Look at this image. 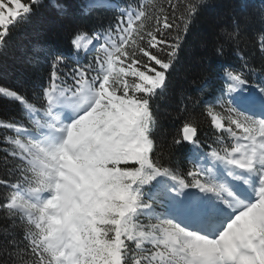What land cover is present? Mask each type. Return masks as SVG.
<instances>
[{
	"label": "snow or ice",
	"instance_id": "obj_1",
	"mask_svg": "<svg viewBox=\"0 0 264 264\" xmlns=\"http://www.w3.org/2000/svg\"><path fill=\"white\" fill-rule=\"evenodd\" d=\"M45 6L0 0V56ZM206 6L135 0L114 23L69 21L45 77L0 84L16 108L0 117V264H264V0H238L214 28L202 60L220 71L189 81L197 95L185 92L167 153L155 135L156 102Z\"/></svg>",
	"mask_w": 264,
	"mask_h": 264
},
{
	"label": "trees",
	"instance_id": "obj_2",
	"mask_svg": "<svg viewBox=\"0 0 264 264\" xmlns=\"http://www.w3.org/2000/svg\"><path fill=\"white\" fill-rule=\"evenodd\" d=\"M44 2L46 6L40 11L36 23L27 30L16 32L8 52L0 56V84L30 87L32 82L45 77L48 70L47 53L50 50L68 51L69 21L84 27L99 23L107 25L115 22L119 8L135 6V0H108L96 3L95 6L88 0H59L60 3L69 5L70 14L68 18H59L52 7L57 0ZM86 3L89 4L90 14L83 9ZM237 3L238 0H207V6L179 53L169 75L168 90L155 105L159 120L155 135L165 153L173 138L181 136L184 122L181 107L185 92L197 95L189 81L202 71L211 72L213 76L220 71V62L202 58L208 55L206 44L211 39L214 28L232 14L233 6ZM15 111V105L0 99V117H7ZM189 111L191 112L190 102ZM199 113L198 108L195 119L199 122L200 139L206 146L213 138L214 130ZM185 151L186 149L181 148L177 158L182 160ZM182 163L183 166H190L186 161L182 160Z\"/></svg>",
	"mask_w": 264,
	"mask_h": 264
},
{
	"label": "rangeland",
	"instance_id": "obj_3",
	"mask_svg": "<svg viewBox=\"0 0 264 264\" xmlns=\"http://www.w3.org/2000/svg\"><path fill=\"white\" fill-rule=\"evenodd\" d=\"M89 2H91V0H88Z\"/></svg>",
	"mask_w": 264,
	"mask_h": 264
}]
</instances>
